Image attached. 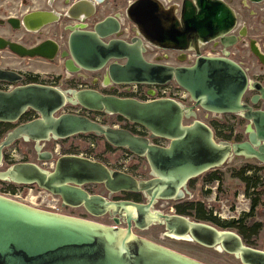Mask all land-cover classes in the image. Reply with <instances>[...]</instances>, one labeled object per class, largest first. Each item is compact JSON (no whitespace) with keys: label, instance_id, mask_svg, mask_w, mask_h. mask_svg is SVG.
I'll use <instances>...</instances> for the list:
<instances>
[{"label":"water","instance_id":"95a60500","mask_svg":"<svg viewBox=\"0 0 264 264\" xmlns=\"http://www.w3.org/2000/svg\"><path fill=\"white\" fill-rule=\"evenodd\" d=\"M104 1H80L71 8V15L79 19L80 13ZM176 11L175 7L166 9L157 0H138L128 10L140 35L134 44L121 39L106 43L105 39L119 35L115 21L109 19L93 32L73 29L69 53L64 58L70 72L78 71L76 65L91 72L106 69L107 80L118 86L176 83L189 94L194 103L192 107H183L171 99L140 101L104 95L92 89L65 91L41 85L0 92V122L17 123L29 110L39 116L15 128L0 144V168L4 149L21 138L40 142L93 134L105 138L114 148L145 158L152 177L141 181L76 155L59 158L50 174L32 163H17L0 172V181L36 184L60 197L64 205L85 206L97 216L113 211L128 222V228L123 229L119 228L118 220L116 226L76 220L0 195V264H203L137 237L132 231L133 221L140 229L159 223L165 226L169 236L206 247L221 244L244 264H264V253L245 248L236 234L219 232L188 217L153 212L157 200L185 198L191 180L224 167L233 157L256 158L264 164V112L254 111L243 103L249 79L237 63L200 57L191 67L174 68L150 63L144 58L145 42L185 51L191 44L197 46L199 41L206 43L219 38L225 41L237 24L235 11L223 0H184L179 17ZM37 18L39 26L56 20L53 14L39 13ZM6 47L0 40V50ZM10 48L23 57L48 60H54L59 51L53 42L33 50L16 45ZM0 81L19 82L11 73L1 70ZM68 106L120 116L142 127L150 136L104 126L84 115L62 113ZM196 109L218 117L243 116L250 122L249 139L241 143L217 141L212 128L197 119ZM190 119L193 121L186 125ZM153 139H164L169 144L158 146L152 143ZM89 184L103 185L111 195L141 193L147 202L109 201L82 189Z\"/></svg>","mask_w":264,"mask_h":264},{"label":"flooded vegetation","instance_id":"af4514ba","mask_svg":"<svg viewBox=\"0 0 264 264\" xmlns=\"http://www.w3.org/2000/svg\"><path fill=\"white\" fill-rule=\"evenodd\" d=\"M80 1L84 0H0V40L7 46L5 49L0 50V70L11 73L13 77L19 80V82L16 84L0 81V92H9L17 87L29 85L62 87L64 84L67 86L65 91L85 90L81 85V82L88 78L86 73H102L101 80L99 78L92 79L94 82H92L91 86L87 89L96 90L104 95H113L109 93L118 88V85L114 84L111 80H107V78H109V74L106 69L97 72H91L76 65L78 67V71L70 72L67 67V58H64V55L65 53H69V38L73 29L85 32H93L96 30L98 25L109 19L115 21L113 23L117 26L119 35L110 37L104 41L107 43L112 39H121L128 44H134L135 40L140 38V35L137 33V27L128 16V10L138 0H106L103 3H95L92 10L80 13L78 16L79 19H75L71 15V8ZM157 1L161 2L166 9L171 7L177 8L176 15L179 17L180 9L184 0ZM223 1L235 11L237 16L236 27L232 33H230L229 38H227L225 41H223V38L212 40L206 43L199 41L197 46H193V44H191L189 49L185 51L157 47L145 42V50L143 52L144 58L150 63L168 65L174 68L191 67L200 57L230 59L231 61L237 63L245 71L249 79V86L243 99V103L252 108L254 111L264 112V0L261 2H255L253 0ZM39 13L53 14L56 17V20L51 23L43 22V24L39 26L37 18V14ZM112 27L114 26L112 25ZM66 33H68V36H65ZM48 42H53L58 46L59 51L54 60H48L42 57H23L10 48V45H16L26 50H33L44 46ZM148 55H155V57L153 59H149ZM59 61L62 64L60 68L61 73H57L58 75L56 76V79L57 81L64 80V83L62 84H58L53 80L55 79L53 74L54 70L53 68H49V66L54 65ZM118 63L122 64L124 62L120 61ZM98 84L101 88L108 89V94L96 89L95 86ZM172 84L177 85L176 83ZM148 87L151 88L150 86ZM149 93L150 90H148V95H150ZM225 117H237L241 122L247 124L245 127L246 138L238 142L241 143L247 141L249 139L248 125L250 122L247 121L243 116H223L222 120H224ZM38 118L39 116L36 112L29 110L21 118V120L17 122V124L0 122V128L5 129V127H11V125L16 124V126L13 128L14 130L18 126ZM4 131H0V133H4ZM9 133L6 135V137L9 135ZM4 140L5 138L1 139L0 144ZM68 140L69 139L51 138L46 141L37 142L21 138L4 149V159L5 156H9V158L12 160L17 156L16 151L8 155L7 150L12 146L20 142L28 145L31 144L30 148H27L26 150H31L35 160L33 162L21 163H32L38 165L43 170H45L47 174H50L54 170L59 158L66 155H73L67 153L69 148L67 145ZM153 140L152 143L158 145L157 143L164 139H156L158 140L156 143H154ZM63 151H65V154ZM56 154H58L57 158L55 157ZM242 157L246 159L245 156ZM252 159L255 160L257 164L264 165L258 159ZM48 163L51 165L46 168L45 166H47ZM245 168L246 167H244L235 177L240 183L238 185L237 192L234 193L227 191L224 188V177L220 173L222 168L211 170V173L208 175L207 183V193H209L210 197V206L207 208L209 220L207 222H203L198 219H191L190 217L188 218L194 222L206 223L219 232L236 234L240 238L242 245L245 248L264 253V248L259 246V244L264 241V170L262 168L252 167L246 173H244ZM247 177H251L255 183H248L245 180ZM7 185V189L4 191H16L17 189H20L25 192V196L30 194V190L31 194H34L33 189L39 190L41 193H45L46 196H43L42 194H37V196H34L38 200L36 203V209L50 212L47 210L46 205L50 202L58 201L60 203L59 213L55 214L88 222H95L101 219H110L116 224V220H118L119 228H128V222L126 218L121 217L119 214H114L113 211L107 212L102 216H97L90 213L85 208V206L74 207L70 205H64L60 197L39 188V186L36 184L21 185L7 182ZM91 185L99 184L85 185L82 187V189L90 195H95L92 194L87 188ZM131 194H139L144 196L147 202V198L144 194ZM109 195L111 196L110 193ZM184 199L185 198L181 200H157V202L154 204V207L159 201L174 202L176 205H179ZM108 200L143 203L136 202L134 200H112L111 198ZM226 204H229L230 206V208L227 210L228 214L225 212V208H227ZM233 208H235V210H233ZM236 212L238 214L237 217L233 215ZM167 215L172 216L174 214ZM176 215H179L177 211ZM231 215L233 216L231 217ZM157 224L159 223L152 224L150 227ZM149 228L140 229L135 221L132 222V231L139 238L145 239L139 236L137 232L145 231ZM167 236L173 239H179L169 236L168 234ZM179 240L187 241L183 239ZM193 243L202 248L220 251L229 257L237 259L240 264H244L241 258L237 257L235 254L227 252L221 244H218L214 247H206L196 242Z\"/></svg>","mask_w":264,"mask_h":264},{"label":"rangeland","instance_id":"374dc122","mask_svg":"<svg viewBox=\"0 0 264 264\" xmlns=\"http://www.w3.org/2000/svg\"><path fill=\"white\" fill-rule=\"evenodd\" d=\"M65 36H68V33H66ZM154 57L155 55L152 56L148 55L149 59H153ZM61 65L62 64L59 61L56 64L49 66V68L51 69L53 68L54 70L53 74L55 76L54 77L55 79L53 80L58 84L64 83L63 82L64 80L57 81L56 79V76L61 73L60 70ZM86 76H88V78L81 82V85L83 86L84 89H87L88 87L91 86L92 82H94V80L92 79L99 78L101 80L102 73H98V74L86 73ZM58 88H61L62 90H66L67 86L64 84V86ZM95 88L108 94L107 93L108 89L101 88L99 84L96 85ZM149 89L150 88L148 86L139 87V93L142 95L141 100H145V101L148 100L146 97ZM109 94H113L115 96H119L122 98H130L128 97V95L124 93L123 86H118V88H116L113 92ZM77 109L78 108L75 107L73 108L68 106L67 108H65V110L62 113H69V111L77 110ZM197 115H198L197 116L198 120L205 122L209 126H211L210 124L211 121L213 120L223 121L222 117L208 114L202 109H199V111H197ZM85 116L104 126H110L115 129L129 130L136 135L138 134L146 137L150 136L148 132L147 133L143 132L142 127L131 124L128 121H124V120L122 121L117 116L107 115L104 113H94V112L88 113V116L87 115ZM229 120L230 122L228 125L229 127L231 126L233 127L234 135L238 136L240 140L245 139L246 138L245 127L247 124L241 122L237 117H233L232 120L231 119ZM192 121L193 119H190L187 120L185 123L186 125H188ZM16 124L11 125V127H5V129L0 128V131L5 130L4 133H0V140L6 138V135L13 130ZM68 139H69L67 141V145L69 146L67 150L68 154L92 158V160L105 164L113 171H120L131 174L141 181L149 180L151 178V169L148 164V161L145 158L137 157L124 149H118L114 147L111 149L109 148L108 146L109 144L106 142L105 138L103 137L94 138L91 136V134H88V135H77ZM157 141L158 140L156 139L153 140L154 143H156ZM218 141H222V140H218ZM230 143H239V142L236 140H232L230 141ZM92 144H94L95 146L92 147ZM30 145L20 142L9 148L7 150L8 155L16 151L17 156L12 160L11 158H9V156H5L3 167L0 168V172L7 170L9 167L17 163L33 162L35 160V157L31 153V150L30 151L26 150L27 148H30ZM63 152L65 154V151ZM55 157L57 158L58 154H56ZM50 165L51 164L48 163L47 166L45 167L47 168ZM247 166L262 168L264 170V165L257 164V162L252 158L245 159L243 157H233L225 164L224 167H222L220 173L224 177V181H225L224 188L227 191H230L232 193L237 192V188L240 182L235 177L240 173V171L244 167ZM209 173H211V171L190 181L187 189L188 194L185 196V199L181 202V204L195 202V203H202L205 207L209 208L210 197H209V193H207L208 191L207 183H205L206 180L205 178L206 176L209 175ZM7 186H8L7 182L0 181V195L4 192L5 189H7ZM87 188L92 194L101 195L107 199L111 198L112 200H127L126 193H118L110 196L109 191L106 190L105 187L101 185H91L88 186ZM33 190H34V194H32L33 196H37V194H42L43 196H46L45 193H41V191L39 190L36 189ZM140 202L143 203L146 202L144 196L140 197ZM55 204L59 206L60 203L57 201ZM175 206L176 204L174 202L159 201L153 208V212H159L166 215L167 214L176 215ZM226 206L227 208H225V212L228 214L227 210L230 208V206L229 204H226ZM233 210H235V208H233ZM233 215H235L236 217L238 216L237 212ZM233 215H231V217ZM190 218L194 219L193 217ZM95 222L106 226H116L115 222L110 219H101ZM137 234L162 247H165L169 250L177 252L181 255L189 257L203 264H240V262L237 259L229 257L226 254L221 253L220 251L202 248L193 242L170 238L167 236L165 227L159 224L150 227L148 230L138 231ZM259 246H261V248H264V241L260 243Z\"/></svg>","mask_w":264,"mask_h":264},{"label":"built area","instance_id":"2783aa9c","mask_svg":"<svg viewBox=\"0 0 264 264\" xmlns=\"http://www.w3.org/2000/svg\"><path fill=\"white\" fill-rule=\"evenodd\" d=\"M123 87H124V93L128 95V97L130 98L132 97L140 101H145V100H141L142 95L139 93L140 86L129 85V86H123ZM149 90H150V93H149L150 95H148L147 93V97H146L148 99L147 101H150L153 99L155 100L171 99V100L176 101L183 107H192L194 105L189 94L175 84L171 83L165 86H153ZM197 111H199V109H196V112ZM69 113L75 114V115H84V116L87 115L88 116V113H91V112L86 111L83 108H78L77 110L69 111ZM157 144L162 147H167L169 143L167 141L160 140ZM94 146L95 145L92 144V147ZM29 193L30 194H28V196H25V192H23L20 189H17L16 191L6 190L1 195L6 198L12 199L14 201L26 204L31 207L35 206L37 208L36 206V203L38 202L37 198L31 194V190ZM56 202L48 203L46 205L47 210L53 213H59V206L55 204Z\"/></svg>","mask_w":264,"mask_h":264},{"label":"trees","instance_id":"16d2710c","mask_svg":"<svg viewBox=\"0 0 264 264\" xmlns=\"http://www.w3.org/2000/svg\"><path fill=\"white\" fill-rule=\"evenodd\" d=\"M120 120H124L126 121L124 118L122 117H118ZM229 119H233V117H225V119L223 121H219V120H213L211 121V128L214 131L215 137L218 140H222V141H227L230 142L232 140H236L239 141L240 138L238 136L234 135V129L233 127H229ZM137 127V126H136ZM144 133H147V131L145 129H142ZM132 132V131H131ZM133 133V132H132ZM136 135V134H135ZM138 135V134H137ZM94 138H97L96 135H91ZM109 148H113L112 146L108 145ZM252 167H246L244 170V173H246L249 169H251ZM205 183H208V176H206L205 178ZM245 180L248 183H255L254 180L251 177H247L245 178ZM258 182V181H257ZM256 182V183H257ZM127 194V200H134L136 202H140V197L141 195L139 194H131V193H126ZM175 209L177 211V213L180 216H188V217H193L194 219H198L201 220L203 222H207L209 220V215H208V209L207 207H205L202 203H195V202H191V203H184V204H179L175 206Z\"/></svg>","mask_w":264,"mask_h":264}]
</instances>
